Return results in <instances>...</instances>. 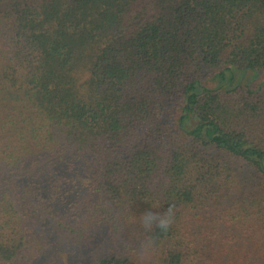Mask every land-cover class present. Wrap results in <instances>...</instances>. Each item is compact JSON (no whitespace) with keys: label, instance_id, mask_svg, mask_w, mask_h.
I'll use <instances>...</instances> for the list:
<instances>
[{"label":"trees","instance_id":"obj_1","mask_svg":"<svg viewBox=\"0 0 264 264\" xmlns=\"http://www.w3.org/2000/svg\"><path fill=\"white\" fill-rule=\"evenodd\" d=\"M0 264H264V0H0Z\"/></svg>","mask_w":264,"mask_h":264},{"label":"rangeland","instance_id":"obj_2","mask_svg":"<svg viewBox=\"0 0 264 264\" xmlns=\"http://www.w3.org/2000/svg\"><path fill=\"white\" fill-rule=\"evenodd\" d=\"M44 236H47V233L46 232H44V234H43ZM62 246H60V248H61ZM54 248H55V246H54ZM63 250L64 251H71L72 249L70 248V247H67L66 245H64V248H63ZM55 252V251H54ZM55 255H58L57 256V258H60V256H59V254H58V252H55ZM43 263H45V261L43 262Z\"/></svg>","mask_w":264,"mask_h":264}]
</instances>
